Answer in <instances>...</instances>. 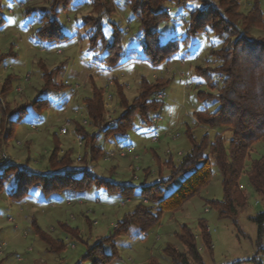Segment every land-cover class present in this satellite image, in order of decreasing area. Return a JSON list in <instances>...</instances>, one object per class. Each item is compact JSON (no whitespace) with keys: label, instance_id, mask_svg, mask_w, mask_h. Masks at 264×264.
Here are the masks:
<instances>
[{"label":"rangeland","instance_id":"1","mask_svg":"<svg viewBox=\"0 0 264 264\" xmlns=\"http://www.w3.org/2000/svg\"><path fill=\"white\" fill-rule=\"evenodd\" d=\"M242 10L249 7L252 0H239ZM126 0H116V13L112 21L124 30L126 48L138 49L136 38L140 27L136 19L125 7ZM264 12V0H261ZM197 3L190 6L196 7ZM50 0H3L2 13L7 24L0 29V55L9 52L12 56L4 64H0V90L9 75H15L13 91L8 98L10 108L19 109L30 104L35 99H49V108L35 109L33 106L22 115L20 124L15 125V134L7 143L0 141V162L23 165L28 158L31 170L44 171L47 168V158L52 150V139L55 133L61 139L64 150L75 148V166L84 167V144L75 133L73 122L82 123L92 133L85 121L84 97L91 95V83L94 82L106 92L105 117L107 122H116L123 110L119 107L114 86V77L125 85V93L132 102L138 95L139 82L146 77L150 82L159 79H172L160 99L165 102L161 117L154 123L144 124L137 120L135 128L129 132L128 138L111 137L110 141H120L125 146L133 145L136 153L125 149H116L106 142L105 136L98 139V144L105 149V156L91 162V153L87 151V165L98 176L113 179L116 182L139 185L144 176L153 180L167 178L170 174L167 161L179 162L181 157L189 152L192 143L186 131L199 142L206 133L213 139L217 132L203 127L194 113L208 109L214 112L216 103L198 98L199 92L216 94L210 90L204 80L196 72L197 67H215L217 62L211 56L213 48L222 46V39L212 31L195 37L188 46H182L181 51L171 61L159 69H152L138 52L134 60L120 69L112 70L98 65L93 59L94 53L88 50V42L78 37L84 34L80 29L81 19L90 12L85 4L70 13L61 12L64 31L74 36L68 44L46 47L37 44L34 34L39 29L40 14L36 11L25 14L28 7L46 8ZM172 8V20L161 30L163 43L180 38L182 43L186 26L181 21L185 9ZM175 8V9H173ZM69 16V17H68ZM68 17V19H66ZM104 31L111 38L112 28L105 22ZM258 35L260 31L255 30ZM140 51V48L138 49ZM142 59V60H139ZM54 73L53 80L62 84L60 91H42L41 67ZM91 79V80H90ZM1 117V111H0ZM13 120L18 118L14 115ZM9 127H11L9 125ZM8 127V128H9ZM68 133L63 134L62 130ZM1 130V129H0ZM159 134L160 138L153 142L151 138ZM218 134L229 138L225 130ZM108 148L111 150L109 151ZM124 151V152H120ZM157 154V156L155 155ZM78 157L81 161L78 162ZM264 157V138L254 143L246 161L245 171L240 180V187L247 197L246 205L239 211L236 223L232 218H221L208 201H222L224 192L222 175L219 168L212 162L213 177L211 182L201 191L200 195L188 201L175 214H164L160 224L142 235L136 226H132L128 235L116 240L118 257L110 264H145L150 257H155L160 264H175L163 252L167 244H172L180 252L186 253L185 247L177 241L175 234L180 227L187 224L198 237L201 259L195 260L188 255L189 264H264V252L258 254L256 246L258 228L252 218L264 212V197L251 186L248 173L254 161ZM179 177L170 187L172 192L184 180ZM11 181L0 191V264H91L84 259L88 247L94 246L104 238L122 218L134 209L136 201L121 202L116 197L106 193L94 192L79 200L56 198H40L38 192L33 197L21 203H15L6 192ZM32 219H36L42 228L55 238L64 239L68 249L62 253H53L46 243L34 233ZM207 222V231L212 238V251H208L199 238L198 221ZM60 224H66L72 229H78L73 235L65 231ZM106 250L110 252L109 248Z\"/></svg>","mask_w":264,"mask_h":264},{"label":"trees","instance_id":"2","mask_svg":"<svg viewBox=\"0 0 264 264\" xmlns=\"http://www.w3.org/2000/svg\"><path fill=\"white\" fill-rule=\"evenodd\" d=\"M115 1L50 0L49 7H28L25 14L34 11L40 14V27L34 34V40L37 44L50 47L68 44L74 40V36L64 31L61 12L70 13L72 9H79L81 5L87 4L90 12L81 19L79 27L84 34H78V37L88 42V50L94 53L93 59L98 65L109 70L120 69L131 62L136 52L152 69H159L169 63L181 51L182 46H188L195 37L212 31L222 39V46L210 51L217 64L209 68L197 67L196 72L210 90L217 93L199 92L197 95L203 101L216 103L217 108L214 112L200 110L194 115L203 127L217 133L213 139L206 133L197 142L187 130L186 135L192 148L178 163L172 159L167 161L170 168L167 178L161 177L151 183L144 181L135 185L96 175L90 167L85 166L88 164L87 151L91 153L93 162L105 156L104 147L98 144L102 134L106 142L111 137L127 138L129 132L135 128L137 120L150 124L159 119L165 106V102L159 97L172 81L159 79L150 82L142 77L138 95L130 102L125 93V85L119 82L118 77H114L115 98L123 110L116 122H107L104 106L106 92L94 82L91 83V95L82 99L86 112L85 121L94 132L91 133L82 123L73 122V129L84 144L83 168L78 169L75 166L74 156L77 149L73 147L64 150L57 133L53 135V147L44 171L35 170V173H29L31 168L28 161L31 158L23 165H5L0 162V191L5 190L4 187L11 181L6 192L15 203L33 197L35 191L40 194V198L51 199L50 203L56 198L79 200L94 192H104L123 203L127 200L137 202L134 209L118 221L104 238L88 247L84 259L91 264H110L116 259V240L120 236L128 235L132 226H136L145 235L160 224L164 214L178 213L188 201L200 195L213 177L211 161L221 172L224 198L222 201H208V204L218 211L221 218L229 217L236 223L239 211L247 203L246 194L240 187L246 161L252 145L264 138V12L261 0H252L245 10H242L239 0H126L125 7L140 27V34L136 38L140 51L133 47L130 50L126 48L124 30L112 21L116 13ZM167 3L177 9L186 10L185 14L179 16L186 26L182 43L180 38L167 43L161 40V30L172 20L173 14ZM191 3H197L199 7L191 8ZM2 8L3 0H0V29L7 24ZM105 22H109L112 28L111 38L104 31ZM255 30L260 33L255 34ZM12 52L11 49L0 55V64H4L12 56ZM58 70L49 72L44 66L41 67L44 82L42 91L58 92L66 87L53 80L54 73ZM15 80V75L7 76L0 90L2 143H7L14 136L15 125L20 124L22 115L30 106L38 110L51 105L49 99H35L17 110L11 109L8 98ZM14 115H18L16 120H13ZM218 130L228 131L230 137L225 138L218 134ZM181 176H185L184 180L169 192L171 185ZM248 179L253 189L264 197V157L252 163ZM252 221L258 228L256 246L260 254L264 252V212L252 218ZM60 226L73 235L78 231L66 224ZM31 228L51 252L62 253L68 249L64 239L55 238L36 219H32ZM198 228L201 243L211 252L213 245L211 234L207 231V222L204 219L199 220ZM175 237L185 247L186 253L180 252L172 244H167L163 249L175 264H189L188 255L195 260L202 258L198 237L190 226L182 225ZM145 264L160 263L155 257H150Z\"/></svg>","mask_w":264,"mask_h":264},{"label":"built area","instance_id":"3","mask_svg":"<svg viewBox=\"0 0 264 264\" xmlns=\"http://www.w3.org/2000/svg\"><path fill=\"white\" fill-rule=\"evenodd\" d=\"M62 133L63 134H67L68 130L65 128V129L62 130ZM159 138H160V135L159 134H155V136H153L151 138V140L153 142H156ZM126 149H127L126 151L129 152V153H136V150H137L136 147L133 146V145L128 146ZM109 151H111V150H109ZM120 152H124V151H120ZM77 159H78V162L82 160L81 157H78Z\"/></svg>","mask_w":264,"mask_h":264},{"label":"crops","instance_id":"4","mask_svg":"<svg viewBox=\"0 0 264 264\" xmlns=\"http://www.w3.org/2000/svg\"><path fill=\"white\" fill-rule=\"evenodd\" d=\"M128 137H129V135H128ZM127 137V138H128ZM110 143H111V145L110 146H116V149H125L126 147H128V146H125V145H123V144H121L120 143V141H110ZM108 150H110L109 148H108ZM156 156H157V154H155ZM144 181H148V182H153V181H156V179L155 180H153V179H150L149 177L148 178H146V176H144V178L142 179V182H144Z\"/></svg>","mask_w":264,"mask_h":264},{"label":"snow or ice","instance_id":"5","mask_svg":"<svg viewBox=\"0 0 264 264\" xmlns=\"http://www.w3.org/2000/svg\"><path fill=\"white\" fill-rule=\"evenodd\" d=\"M197 7H199V5H197ZM173 55H175V53H173ZM0 186H2V180H0Z\"/></svg>","mask_w":264,"mask_h":264}]
</instances>
